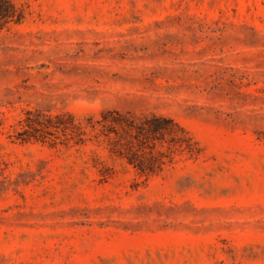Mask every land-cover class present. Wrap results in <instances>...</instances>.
Returning a JSON list of instances; mask_svg holds the SVG:
<instances>
[{
	"label": "rangeland",
	"instance_id": "obj_1",
	"mask_svg": "<svg viewBox=\"0 0 264 264\" xmlns=\"http://www.w3.org/2000/svg\"><path fill=\"white\" fill-rule=\"evenodd\" d=\"M8 1L0 264H264V0ZM35 110L85 141L17 140ZM112 111L172 119L193 154L138 174L99 134Z\"/></svg>",
	"mask_w": 264,
	"mask_h": 264
},
{
	"label": "trees",
	"instance_id": "obj_2",
	"mask_svg": "<svg viewBox=\"0 0 264 264\" xmlns=\"http://www.w3.org/2000/svg\"><path fill=\"white\" fill-rule=\"evenodd\" d=\"M15 13L14 6L8 0H0V30L14 21ZM25 115V127L17 132V140L24 141L32 133H39L40 140H43L47 135L61 131L68 133L69 139L76 144L85 141V127L76 123L70 114L53 116L35 110L27 111ZM88 124L91 132L96 130L92 122ZM96 124L100 126L99 134L109 142V152L125 159L140 175L158 174L172 161L173 154L186 152L192 155V146L196 145L177 123L163 116L154 115L137 121L112 111L102 114V119ZM31 136L37 139V136ZM163 147L165 151L160 149Z\"/></svg>",
	"mask_w": 264,
	"mask_h": 264
}]
</instances>
